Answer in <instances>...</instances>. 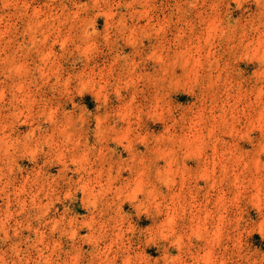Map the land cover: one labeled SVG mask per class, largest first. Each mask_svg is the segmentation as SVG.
<instances>
[{"label": "clouds", "instance_id": "1", "mask_svg": "<svg viewBox=\"0 0 264 264\" xmlns=\"http://www.w3.org/2000/svg\"><path fill=\"white\" fill-rule=\"evenodd\" d=\"M262 245L264 0H0V264Z\"/></svg>", "mask_w": 264, "mask_h": 264}, {"label": "rangeland", "instance_id": "2", "mask_svg": "<svg viewBox=\"0 0 264 264\" xmlns=\"http://www.w3.org/2000/svg\"><path fill=\"white\" fill-rule=\"evenodd\" d=\"M98 23L100 24V26H102V24H103V20L101 19ZM85 99H86V102H88L89 107H90V108H93V107H94V104L91 102L90 98H87V97H86ZM178 99H180L181 101H184V100L187 99V97H185V96H180V97H178ZM159 129H160V126H156V130H159ZM125 207H126V210H127L128 206L126 205ZM77 210H78V211H83V210L80 209V208H77ZM143 223L146 224L147 221H145V222H143ZM252 240H253L257 245H260L259 234L254 235V237L252 238ZM262 246H264V245H262ZM150 251H151V250H150Z\"/></svg>", "mask_w": 264, "mask_h": 264}]
</instances>
